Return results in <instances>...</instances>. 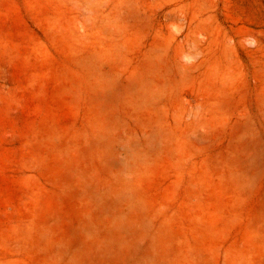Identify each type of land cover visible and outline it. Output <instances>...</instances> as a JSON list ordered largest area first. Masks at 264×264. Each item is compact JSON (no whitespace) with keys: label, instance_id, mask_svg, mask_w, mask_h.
I'll return each mask as SVG.
<instances>
[{"label":"rangeland","instance_id":"rangeland-1","mask_svg":"<svg viewBox=\"0 0 264 264\" xmlns=\"http://www.w3.org/2000/svg\"><path fill=\"white\" fill-rule=\"evenodd\" d=\"M0 264H264V0H0Z\"/></svg>","mask_w":264,"mask_h":264}]
</instances>
